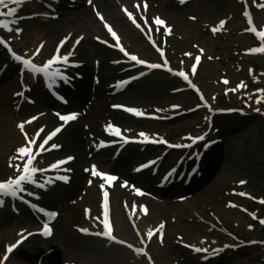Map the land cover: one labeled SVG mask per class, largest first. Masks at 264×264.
<instances>
[{
  "label": "rangeland",
  "instance_id": "obj_1",
  "mask_svg": "<svg viewBox=\"0 0 264 264\" xmlns=\"http://www.w3.org/2000/svg\"><path fill=\"white\" fill-rule=\"evenodd\" d=\"M119 2L121 4V1ZM135 2L145 3L151 16L171 14L172 19L164 20L163 28L159 29L155 37L158 39L159 46L165 49L175 68L188 70L191 61L195 58L194 56L203 53L201 62L198 63L199 67L194 72L196 74L194 78L214 108L244 106L245 108L250 107L249 112L251 114L263 111L254 104L263 108L262 93L264 95V91L255 94L253 92L260 87L264 90V78H259L256 75L257 70L264 68V61L260 58H256L255 61L243 57L241 50L247 47L248 38L239 35L240 27H245V24L234 0H196L181 6L176 0H126L125 4L130 6L131 3ZM62 3L67 5V1H62ZM118 8L117 4L115 11ZM118 12L116 11V13ZM66 13L68 12L64 7H61L59 15ZM254 14L257 20L264 21V10L261 11L257 8ZM65 16H59L56 20H35L37 23L32 28L36 29V36L39 38L37 43H43L42 53L45 52L43 56L41 53L40 57L45 58L50 55L55 43L67 34L71 33L73 39L80 34L74 28L83 27V25L73 24L74 28L67 27L63 22ZM223 18L226 20V32L223 36L209 34V28L214 27ZM91 20L96 24L93 17ZM165 27L168 28V34L164 32ZM84 28L87 34H84V39L80 45L82 53L90 65L93 60L100 58L101 67L105 69L107 61L115 58V55L107 53L93 42L95 35L102 33L101 31L92 33L91 30H86L87 26ZM115 28L129 51L143 59L157 60L137 30L131 27L125 19L120 18ZM31 39L32 33L27 32L26 37L17 38L14 44L16 48L22 45L28 46ZM185 53L189 55H185ZM249 61L254 62L250 63ZM251 66L255 67L254 73L249 70ZM114 74L111 70L107 73H101L110 79H114ZM225 80L228 82L227 84L224 83ZM103 81L105 84L108 83V80L103 79ZM177 85V81H170L166 77L155 74L148 80H143L135 87L124 91L117 96V99L109 98V103H125L146 109L148 112L152 111L153 107H158L167 112L168 106L175 104L183 105L184 109L191 107L195 102H192L187 94L172 95L169 93ZM13 90L0 89V181L16 175L14 166L17 163H22L18 159L17 149L23 146V141L17 133L16 125L26 121V118L30 117L31 114L47 111L41 104L39 108L31 109L32 111L28 114L21 113L23 111L17 112L11 105V92ZM34 93L35 97L38 98L35 91ZM254 97H259L260 102L257 103V99L254 101ZM238 100L241 103H235ZM83 102L82 104L85 106L88 103L89 109L87 115L82 117L83 120L79 119L78 125L86 135L91 134L93 141L89 144H83V148L78 151L71 137V144L74 147L64 149L61 156L74 153L77 157L76 161L83 163L86 168L90 162L95 163L96 161L99 167L102 166L100 161L104 159V156L94 154L95 144L100 139L103 128L111 119L119 121L122 127L130 133L149 129L152 133L158 134L160 137L164 136L171 141H175V138L178 139L187 131H194L195 125L193 123L197 125L201 123V120L196 116L181 117L166 125H151L145 122L130 123L124 117H115L108 112L106 108L108 101L105 95L94 96L90 99L85 98ZM201 114L202 117L205 116L204 112ZM53 121L46 116L28 130L33 133L37 127L44 126L45 130L48 131L49 128L53 127ZM215 125L218 131H222L223 128L231 131L235 127H240L241 130L233 134L224 133L220 156L211 157L215 163L213 172L201 187L186 191V199L180 200L181 198H177L176 195L165 201L158 200L149 194L135 197L132 186L120 187V182H124V180H121L119 176V181L110 190L112 224L117 235L124 240L135 241V236L124 216L122 202H126L129 208L135 203L139 206H145L146 211L141 214V224L153 228L160 222L163 223L160 250L151 244L149 246L156 264H161L162 260L159 259L161 252L167 255L168 264H204L199 258H191L188 252L180 246L181 243L188 242L195 245L199 244L202 247H214L222 242L235 241L230 238L231 234L240 238V241H248L259 236L257 231H260V228L251 230L248 227L251 223L246 218L247 212L239 209L240 206L247 208L251 204L232 197L231 190H243L250 195H262L260 193L264 188V137L260 136L261 139L259 138L258 131L260 130L258 127L260 125L254 121H244L232 117L216 118ZM68 137L70 138V129L61 136V140L66 142ZM73 150L76 154L72 152ZM129 150L127 152L131 154L129 161L132 164L125 165L119 170L124 175L139 158V155L135 156L134 149ZM90 154L92 157L88 158L90 156L87 155ZM10 158L12 159L10 160ZM55 158L47 156L40 160V164L46 165ZM10 163L13 167L9 166ZM237 181H246V185L237 188ZM83 187L78 194L76 193L72 197L73 204L67 203L57 209L59 218L54 223V235L48 240L33 241L30 248L25 249L21 264H144L143 262L132 261L129 253L122 249L105 250L103 243L94 239L83 238L77 234L74 229L75 226L86 227L91 225L90 218L86 220L88 212L94 215L98 214L99 211L97 185L94 182L87 185L84 194ZM229 201L235 202L236 207L229 206ZM9 211L3 210L0 214V257L8 245L17 240L19 234L37 229V226L31 225L32 219L26 211H24L25 214L23 213L24 219L22 220L13 219ZM254 213L258 214L260 211ZM10 221L13 222L10 223ZM138 230L141 231L143 237H146L140 226ZM222 259V264H264V248L259 246L242 248L236 256L225 254ZM219 263L215 260L206 264Z\"/></svg>",
  "mask_w": 264,
  "mask_h": 264
},
{
  "label": "snow or ice",
  "instance_id": "obj_2",
  "mask_svg": "<svg viewBox=\"0 0 264 264\" xmlns=\"http://www.w3.org/2000/svg\"><path fill=\"white\" fill-rule=\"evenodd\" d=\"M30 0H0V17H10L13 18L10 21H5L4 19H0V29H5L9 32L15 31V33L17 35H19L23 29L20 27H16L15 29H13L10 25H16L18 24V20L21 19V17L17 16L18 13V8L16 7V5H23L24 3H29ZM88 3H91V0H87ZM185 2V0H180V3L183 4ZM134 7L136 8V11L139 12L140 11V6L134 5ZM144 7L146 8L147 5L145 4ZM124 11L126 12L128 19L132 21L133 24L136 25L137 28H140L141 25L137 24L136 20L133 18V13L132 12H128L127 9H124ZM96 16L99 17L101 19V21L103 22V17L101 16V14L97 11ZM35 15V14H33ZM245 15H248L247 12L245 13ZM55 18V17H53ZM141 19L143 20L144 17H141ZM194 19V18H193ZM148 21L145 20V24H147ZM153 23L157 26H161L165 24V21L163 19L160 18H154L153 19ZM221 25L224 23L223 21L220 22ZM249 23H251V20L249 19ZM104 27L109 31V33L112 35V37L114 39L117 40L116 43V47L119 48V50L124 53L125 56L128 57V59L130 61H134L135 64L137 65H145L146 61L142 60V59H138V57L136 55L133 54H128L125 49L120 45L119 40L117 38V34L112 30V28L106 23L103 22ZM253 32L256 33V35L258 37H260L261 41H264V31H260L257 32L255 28L251 29ZM150 31V29H149ZM157 31H159V28L157 29ZM215 31V29H214ZM165 34H168V28L165 27L164 29ZM71 37V33H69L67 36H65L57 45L56 48V54H53L51 56V58L47 59L46 62L43 63L42 66H37L36 63L33 62L32 59H27V58H23L21 55H17L14 52H12V49L10 47V45L7 44L6 41H4V39L2 37H0V45H5L6 47H8V51L12 57V59L14 61L19 62L22 67H21V74L24 73L25 70L29 71L33 76H35L36 74H42L43 78L45 79V81L48 83V86L51 87L53 84H55L57 82V80L62 81V82H69L70 78L60 70V68L56 67L53 68V65L56 64H63L65 66H72V67H76L78 66L77 64H72L69 65V58L71 55H73L72 52L65 54L63 56L59 55V50L60 48L63 46V44ZM149 40H151V36L149 35ZM82 39V37H79L76 41V43H79V40ZM97 39H99L97 37ZM43 48V43H41L35 50V52L33 53V57H35L36 55H38L40 53V50ZM202 51V50H201ZM251 52H260V53H264V46L262 47H253L252 49H250ZM26 55V54H25ZM185 55H189L188 53H185ZM200 60V56H196V61ZM165 63H167V61H165ZM147 67L150 69H156L161 67L160 64H147ZM192 71L195 72L196 69V64H192ZM251 71V69H250ZM140 75H144V73H141ZM176 75L183 77L185 80L188 79V77L185 75L184 71L181 70L178 73H176ZM137 77H132L131 79H136ZM130 83V80H123V81H118L117 84L115 85V87L117 88H121L127 84ZM225 84H227L228 82L225 80L224 81ZM238 87H240V85H238ZM257 91H264V90H257ZM16 95H23V92H19ZM59 99H63L62 97H58ZM66 103V101H64ZM257 103L260 102V98H257ZM113 107H121V106H116L114 105ZM173 108H177L179 106L177 105H173ZM125 111L135 114L137 116H142L144 115V113L136 108H132V107H128L125 108ZM156 111H161V109H157ZM256 111H259V109H256ZM39 115H43V113H40ZM55 115L58 117V119L60 121H62V124L57 125V127L50 131L47 132L43 137H40L41 142L38 145L39 149H43L45 145H47L49 143V141L53 140V137H55L58 133L61 132L62 128L64 126H66L67 124H69L72 121H75L78 118V113L77 112H69L66 114H60V113H55ZM38 116H33L30 117L29 120L27 121H23L21 122L18 127L21 129V131H23L24 128V124L25 123H31L33 120L37 119ZM106 130L110 131V134H113L115 136H121V131L118 127L112 126L111 123H109L106 126ZM44 129L41 128L38 130L37 132V136H39L40 132H43ZM139 137H144L147 140V136L145 133L140 132L137 134ZM25 139L26 141L28 140L27 135L25 134ZM122 139L125 140V143L128 142V138L122 137ZM190 139L193 140V142L197 141V140H202L204 139L203 136H197V137H190ZM31 143H36L35 138L29 142ZM101 146H106L104 144V142H101ZM188 147H191V145H187ZM51 148L55 149L58 148L59 145H57L55 142H53L50 145ZM175 147H180V145H175ZM17 152L19 154L18 159L22 162V167L20 163H17L14 166V170L16 171V173H18L17 175H15L14 177H9L6 181H0V197H11V198H16V199H21L23 200V197L20 196V193H27L28 196H32L34 195V192L32 190H30L29 186H34V187H39V188H45L46 184L52 183V179L51 177H47L44 183H40L37 179H36V174L38 172L43 173L45 171L48 170H55L57 169L59 166L65 165L66 163H68L69 161H71L72 159H74V157H66L60 160H57L55 163L49 165V169H38L36 166L33 165V160L35 159V155H33L32 153V149L30 146H22L20 148L17 149ZM38 154V152H37ZM25 157H27V159H24ZM12 158H10L11 160ZM155 164V161H148L144 164L139 165L138 167H136L134 169V171H141L142 169H146L149 168L151 166H153ZM10 167H13V165L10 163L9 164ZM66 171H71V169H66ZM85 171L90 172V175L93 177H100L102 180L108 182L109 184H111L112 181L117 180L118 178L115 175H111V174H106L102 171H99L96 169L95 165H92L90 169L86 168ZM57 179L63 181V182H68L69 177L68 176H59L57 177ZM89 184H91V181H88ZM241 184L245 183L244 181H240ZM128 182L124 181L122 183V187L127 185ZM101 187L103 188V184L101 185ZM135 194L136 195H144V193L142 192L141 189L136 188L135 189ZM241 195H245L244 193H241ZM108 193L104 192V212H103V231L101 232H97L95 233V235L97 236H103L106 237L108 240H115L116 237H114L112 235V229L110 228L109 225V209H108ZM25 203H28V201H24ZM4 201L0 200V207L3 206ZM261 203H264V200L261 201ZM229 206H235V205H229ZM31 207L33 209H37L39 212H42L44 215L48 216V217H55L57 215L56 212L53 211H46L44 208H37V204L32 203ZM133 207H135V204L133 205ZM140 211L141 212H145V206L144 205H140ZM261 224H264V219L260 220ZM251 228V225L249 226ZM159 228H163V223H161V225H159ZM80 231L88 233L89 229L84 228V229H80ZM42 234L45 236H48L51 234V230L48 226L47 223L44 224L43 226V230H42ZM139 235V233H137ZM147 236L149 238H151L153 236V231L149 230L147 232ZM120 243H123L122 241H117ZM18 244L20 243V241L17 242ZM203 243V242H202ZM16 245H11L7 248L6 252L7 253H11L13 248H15ZM128 247H132L131 245H128ZM225 247H228L227 245H225ZM136 252H140V249H135ZM194 251L197 253H207L208 249L206 248H200V247H195ZM214 253L220 251L219 249H213L212 250ZM8 259V255L6 254L3 258H0V264H5V262Z\"/></svg>",
  "mask_w": 264,
  "mask_h": 264
},
{
  "label": "bare ground",
  "instance_id": "obj_3",
  "mask_svg": "<svg viewBox=\"0 0 264 264\" xmlns=\"http://www.w3.org/2000/svg\"><path fill=\"white\" fill-rule=\"evenodd\" d=\"M121 1V5H125L126 0H119ZM50 5L53 7L55 4L53 2H49ZM93 4H94V9H97L98 11H100L99 13L102 14L101 16H103L106 20L105 22L112 28V30L115 32V26L118 25L119 19L122 18L120 13H116L115 8H116V4L112 1V0H93ZM16 7H20L19 10H22L23 15L28 14V8L32 7V5H29L28 3H24L23 5H16ZM55 7V6H54ZM93 11L90 10V8L86 7V6H79L78 8H76V10L70 11L66 14V16L64 17V24H66L67 27L71 26L74 28L73 24H76L77 26L79 24H82L83 27H75V31L77 33L80 32V34H87V31H85L84 26H87L88 28L86 30H91L94 33L96 31L99 30L100 26L96 23L94 24L91 20L92 17L91 16V12ZM150 13V12H149ZM151 14V13H150ZM63 17V16H62ZM163 19L169 21L172 19L171 14H163ZM7 21H9L8 19H6ZM33 22V21H32ZM37 23V21L35 22ZM23 23H21L19 25V27H22ZM34 23L28 22V23H24L25 29L29 28V32L32 33V39L30 40V43L28 44V46H26L25 49H22V52H18L19 55L28 58L31 55V52L29 51L30 48H36V44L38 41V37L36 36V29H33ZM15 26V25H14ZM13 26V27H14ZM25 32V31H24ZM80 48V47H79ZM77 47L76 52L79 54L78 55V62H80L81 64H85L81 69H78L79 73V82L82 83L84 86H89L90 84L93 86V90L94 92L97 91V89H100L98 86H94V84L92 82H90L89 84V80L87 78V72L89 70V64L87 62V59L85 57V55L83 53H81L80 49ZM28 52V53H27ZM26 54V55H25ZM28 76H31L29 73H27ZM95 88V89H94ZM76 124H72L70 127L71 128V133L75 134L78 133L77 129L78 127L75 126ZM68 128V127H67ZM73 134V136H74ZM76 148L78 149V151L80 149H82V145L81 143L77 142L76 144ZM64 150V149H63ZM81 164L79 162H72L71 165H69L68 169L70 168L71 171L69 173V175H71V177H73L72 181L69 182V185L67 187L61 185L62 181L59 179L56 180H52V183H54L53 188L54 189V196L56 197L55 203L58 200H61L63 197H67L68 194H72V192H74V190L77 189L78 187V181L80 179V170L82 169V167L80 166ZM67 169V168H66ZM65 169V170H66ZM53 204V203H52ZM140 214V213H139ZM137 214L135 213V216ZM139 216V215H138ZM137 216V217H138ZM37 237H31L30 239H28L23 245H21V248L19 247V249H17L15 252H13V254L11 255V257L8 259V261L6 262V264H21V260H22V255L25 252V249H29L31 243H33V241H36ZM161 255V256H160ZM160 257L162 259L161 263L162 264H168V258L167 255L163 252L160 253Z\"/></svg>",
  "mask_w": 264,
  "mask_h": 264
}]
</instances>
